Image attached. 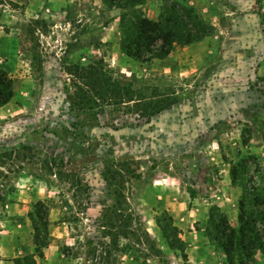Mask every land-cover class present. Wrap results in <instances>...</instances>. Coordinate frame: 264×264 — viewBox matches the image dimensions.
<instances>
[{
    "label": "rangeland",
    "instance_id": "1",
    "mask_svg": "<svg viewBox=\"0 0 264 264\" xmlns=\"http://www.w3.org/2000/svg\"><path fill=\"white\" fill-rule=\"evenodd\" d=\"M169 2L214 34L137 60L112 24L129 9L58 0L66 13L54 18L48 0H0L12 93L0 106V261L20 249L12 264H41L38 235L64 254L53 264H228L214 227L229 234L225 216L238 230L241 200L264 246V0H145L134 11L156 21ZM90 65L102 93L75 75ZM196 185L234 202L209 217L217 206L195 201ZM233 256L264 264L257 250Z\"/></svg>",
    "mask_w": 264,
    "mask_h": 264
},
{
    "label": "trees",
    "instance_id": "2",
    "mask_svg": "<svg viewBox=\"0 0 264 264\" xmlns=\"http://www.w3.org/2000/svg\"><path fill=\"white\" fill-rule=\"evenodd\" d=\"M144 1L102 0L109 7H116L122 10L129 9L132 11L131 13H124L120 17L121 50L130 58L139 60L146 52L151 53L152 59L164 58L172 52L175 46H187L200 42L215 32V27L185 2H169L165 4L162 7L159 19L154 21L146 18L142 13L134 11ZM75 68L74 71L76 74H74L81 78L89 89H98L97 91L102 93L105 86L109 87L97 67L90 65L81 68L75 66ZM10 83L7 75L0 70V106L7 104L12 97ZM235 174L236 171L233 169L232 176L234 184L237 181V175ZM189 194L191 197H195L197 192L190 189ZM239 205L241 214L239 216L240 227L238 230H235L228 223L225 216L224 222L229 227L230 233H222L224 231H220L219 224L214 227V230L219 234H217L218 238L216 242L225 253L228 264H235L233 253L235 252L236 246H239L243 251L249 250L253 252L257 250L264 255L262 238L257 234V221L252 219L251 215L249 216L245 201L241 200ZM38 231V228L35 227V232L37 233ZM47 244V242L42 243L39 236L35 235L36 253H39L40 258L43 257L42 248L46 247ZM34 257L27 255L23 261H30L25 264H37Z\"/></svg>",
    "mask_w": 264,
    "mask_h": 264
},
{
    "label": "crops",
    "instance_id": "3",
    "mask_svg": "<svg viewBox=\"0 0 264 264\" xmlns=\"http://www.w3.org/2000/svg\"><path fill=\"white\" fill-rule=\"evenodd\" d=\"M52 1H56V0H48V2H49V4L51 3H54V2H52ZM77 1H82V0H67V2H68V4L70 5V7H74V8H77L78 9V6H80V3L79 2H77ZM101 2H102V0H101ZM216 2H219V0H216ZM58 0L54 3V5H53V9L52 8H47L46 9V11H49V13H50V15L49 16H51V17H54L55 18V16L56 15H60L61 17H62V15L64 14V13H66V9L65 8H62V5L60 6V7H56V6H58ZM103 3V2H102ZM104 4V3H103ZM210 6V5H209ZM226 6V5H225ZM116 8V7H115ZM214 8V7H213ZM50 9H52L53 11H51ZM209 9V8H208ZM237 9H240V6H237ZM78 12H80V11H78ZM48 16V17H49ZM63 24H65V26L66 25H70V22H69V20H65V22H63L62 24H60V26H63ZM112 24H116V25H118V29H119V33H120V19H119V21H118V19H114V21H112ZM58 25L59 24H53L52 25V28L53 27H58ZM214 27H216V25L215 24H212ZM224 26V28L225 29H227L228 27H227V25L225 24V25H223ZM55 28H53V29H55ZM216 30H218V29H216ZM228 32V31H227ZM201 42V41H200ZM221 172H223V171H221ZM220 172V173H221ZM204 173H206V172H204ZM220 176L222 177V175L220 174ZM218 181H219V179H217ZM221 181V180H220ZM223 181V180H222ZM220 183H223V182H220ZM229 184H230V182H229ZM231 184H232V188L233 187H236L233 183H232V180H231ZM203 185H205V184H203ZM217 186H219V185H217ZM194 189H196L195 191L197 192V191H200L199 190V188H198V185H196V186H194ZM215 188H212V186L211 187H209V191L208 190H206V191H208V192H213L214 193V195H215V197L213 196V194L212 195H207V194H204V195H201L200 193H197V195L196 196H199V198L198 199H201L202 201H204L203 203H204V205H205V210H207L208 208H207V206H211V205H216L217 206V210L218 211H223L224 213H226L225 211H224V209L225 208H229V205L228 204H225L227 201H231L232 203L234 202L233 200H231V198L229 197V196H227V193H226V195H225V193H223V194H221V192H219V193H217V190H214ZM224 190V189H223ZM218 191H221V190H218ZM216 192V193H215ZM195 198V201L197 200V198L196 197H194ZM209 199H212L211 201L209 200ZM207 205V206H206ZM232 206L233 207H236V205L235 204H232ZM211 210L212 211H216L215 210V208H211L210 209V211H208L207 210V212H206V215H207V213H208V215H209V217H211V214L213 213V212H211ZM236 211H237V213L239 214L238 215V218H239V216H240V214H241V211H240V206L238 205V208L236 209ZM0 233H1V231H0ZM34 244V246H33V250H34V253H36V245H35V242L33 243ZM53 247H54V245H53V243H48L47 244V246L46 247H44V248H42V252H43V257H42V262H41V264H53L54 263V261H56L57 260V258H59V257H64V254H62V253H60V252H58V250H57V248H55L54 247V249H53ZM2 249L5 251H11V249L8 247V246H2ZM16 249H19V247L18 248H16ZM19 255L22 253V251L19 249ZM18 254L16 255V256H14L13 257V259H18L17 257H20ZM13 259L12 260H1L0 261V263H4V264H12L13 263Z\"/></svg>",
    "mask_w": 264,
    "mask_h": 264
}]
</instances>
